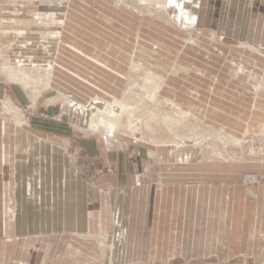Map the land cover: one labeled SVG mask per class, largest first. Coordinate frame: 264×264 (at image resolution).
<instances>
[{
  "label": "rangeland",
  "instance_id": "374dc122",
  "mask_svg": "<svg viewBox=\"0 0 264 264\" xmlns=\"http://www.w3.org/2000/svg\"><path fill=\"white\" fill-rule=\"evenodd\" d=\"M182 1L0 0V121L12 131L51 138L90 185L116 174L112 156L125 160L132 168L134 200L127 208L130 226L111 222L104 196L98 210L102 220L96 215L89 228L51 235L49 250L48 235H17L10 204L3 205L7 213L0 221V264H168L149 259L148 236L145 243L132 214L144 195L133 191L140 181L145 187V170L148 187L154 186L156 171L157 177L162 172L166 177L155 183L159 188L237 184L257 202L264 186V0ZM45 43L54 49L51 78L35 81L39 96L34 100L5 71ZM132 98L142 99L136 113L142 121L147 115L170 114L174 123L181 120L180 132L163 125L132 135L125 128L131 116L101 117L110 132L108 143L106 134L77 127L99 116L97 107L89 108L93 103L135 106ZM10 101L20 115L6 110ZM79 107L85 115L74 114ZM91 140L97 141V155L81 151V142L91 151ZM248 173L260 175V185L246 187L242 179ZM103 190L109 195V189ZM256 254L258 258L263 252ZM182 260L175 263L184 264Z\"/></svg>",
  "mask_w": 264,
  "mask_h": 264
},
{
  "label": "crops",
  "instance_id": "0c3cea01",
  "mask_svg": "<svg viewBox=\"0 0 264 264\" xmlns=\"http://www.w3.org/2000/svg\"><path fill=\"white\" fill-rule=\"evenodd\" d=\"M80 145L84 154L97 155L96 140H91V151L83 148V142ZM54 146L51 138L20 129L12 131L0 121V221L7 213L3 205L10 204L15 233L48 235L45 240L49 250L51 235L61 230L89 228L96 215L102 220L98 210H102L104 202L100 198L107 196L110 202L106 201L105 208L107 215L113 214L111 222L130 226L132 215L127 208L134 203L130 190L131 165L112 156L109 161L116 174H107L96 185H90ZM137 153L144 158L145 152L137 148ZM187 166L195 168V165ZM147 171L143 174L145 187L140 181L138 189L133 191L144 195L138 197L140 207L135 212L132 210V214L137 215L138 232L144 233L145 243L148 236L150 260L160 259L168 264H178L175 263L178 258L184 264L200 261L202 264H264V246H260L264 236V186L260 187L254 203L237 184L228 187L222 184L215 189L206 185L159 188L157 182L166 179L162 171L160 177L154 172V186L148 187ZM170 179L175 177L171 175ZM104 187L110 190L109 195H104ZM115 211H120L117 218ZM249 227L256 228L251 231ZM258 252L263 254L255 258Z\"/></svg>",
  "mask_w": 264,
  "mask_h": 264
},
{
  "label": "bare ground",
  "instance_id": "6f19581e",
  "mask_svg": "<svg viewBox=\"0 0 264 264\" xmlns=\"http://www.w3.org/2000/svg\"><path fill=\"white\" fill-rule=\"evenodd\" d=\"M172 1L174 2V0H172ZM182 2H184V0ZM176 3H177V1H176ZM38 34H40V33H38ZM4 35H6V34H4ZM4 35H2V36H4ZM41 36H42V34H41ZM56 40H58V39H56ZM28 44H30V43H28ZM14 47L16 48L15 45H14ZM33 51H36L38 53H36V52L33 53ZM21 52H22V50L20 51V53ZM23 53H25V52H23ZM31 53H32V55H27V56H26L27 53H25L24 56H22L19 60H17V62H16L17 65H15V67L8 68V70L5 71V75L7 73V76H8L9 81L11 83H17L19 85L21 84V86H23L24 89L26 91H28V93L31 96H33V99L36 100V98L39 96V92L35 90L37 86L34 87L33 84L37 80L38 81L39 80H42V81H44V80L49 81L50 80V78H51V67H52V64H51L52 61H51L50 55H52L54 53V49L50 44H46L43 46L36 47V49L32 50ZM39 53H40L41 57H39L40 56V55H38ZM20 56H21V54H20ZM5 62L6 61H4V64H5ZM6 64H7V62H6ZM28 65H31L30 68L27 67ZM1 69H4V68H1ZM48 88L49 87H46L45 89H48ZM59 97L61 99H64L65 102H68L66 97H62V96H59ZM135 99L136 98H132V104H133V101ZM135 101H136L135 106H131L127 103L121 104L119 102L116 103V106H110V105L103 104V102H98V103L95 102L92 105H90L89 108L94 109L97 107V113L99 114V116L98 115L93 116L90 123L84 127H83V125L82 126L76 125V126L80 127V129H82L84 132H88V131L91 132V130L93 129V132L97 131V132H100L101 134H104V135L106 134L105 136L107 137L108 143L110 142V140H109V138H110L109 133L110 132H108L107 126L105 124L106 120L111 119V118H115L116 116H119V115L124 116V117L131 116V118H129L125 122V128L127 129L128 134L136 135L138 132L143 133V131H145V130H146V132H149V131L154 132L158 129V126L161 128V127H163V125H165L166 128L171 132H176V133L180 132V130L177 132V129L179 128V124L181 123L180 122L181 120H178L179 122L174 123V120H173L174 117L171 116L170 114H165L162 116H160L159 114L158 115L156 114V115H151L149 117L147 115V113L149 114L150 112L148 111L147 113H145L147 115L146 120L142 121V119H140V116L136 114L137 111L140 110V103L142 102V99H138ZM69 105H70V103H69ZM5 106H6L7 111H10V112L13 111V113L15 115L19 114V112H17L18 109H16L13 106V103L11 101L8 102L7 104H5ZM145 109H147V108H145ZM90 112H91V110H90ZM94 113L96 114V112H94ZM74 114L76 116H77V114L83 116V115H85V110L83 108L79 107L75 110ZM75 115H73V116L75 117ZM101 117L105 118L106 120L101 119ZM157 117H160L159 120L156 119ZM152 120H157V122L155 121L156 124L153 123ZM136 121L138 122L137 124H136ZM185 127L186 126L183 127V130H186L187 127L186 128Z\"/></svg>",
  "mask_w": 264,
  "mask_h": 264
},
{
  "label": "built area",
  "instance_id": "2783aa9c",
  "mask_svg": "<svg viewBox=\"0 0 264 264\" xmlns=\"http://www.w3.org/2000/svg\"><path fill=\"white\" fill-rule=\"evenodd\" d=\"M261 177L258 174L248 173L243 176L242 183L246 187L254 188L261 183Z\"/></svg>",
  "mask_w": 264,
  "mask_h": 264
}]
</instances>
